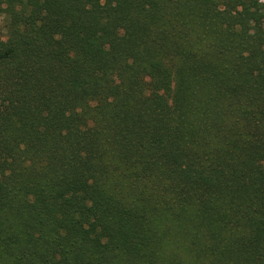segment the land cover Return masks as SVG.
<instances>
[{
	"label": "trees",
	"instance_id": "16d2710c",
	"mask_svg": "<svg viewBox=\"0 0 264 264\" xmlns=\"http://www.w3.org/2000/svg\"><path fill=\"white\" fill-rule=\"evenodd\" d=\"M0 264H264V0H0Z\"/></svg>",
	"mask_w": 264,
	"mask_h": 264
}]
</instances>
